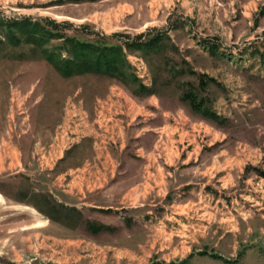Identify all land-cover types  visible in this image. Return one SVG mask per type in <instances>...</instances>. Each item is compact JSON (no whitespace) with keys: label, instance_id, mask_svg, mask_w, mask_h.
<instances>
[{"label":"rangeland","instance_id":"374dc122","mask_svg":"<svg viewBox=\"0 0 264 264\" xmlns=\"http://www.w3.org/2000/svg\"><path fill=\"white\" fill-rule=\"evenodd\" d=\"M0 264H264V0H0Z\"/></svg>","mask_w":264,"mask_h":264},{"label":"trees","instance_id":"16d2710c","mask_svg":"<svg viewBox=\"0 0 264 264\" xmlns=\"http://www.w3.org/2000/svg\"><path fill=\"white\" fill-rule=\"evenodd\" d=\"M160 39L159 35L155 38L149 40V42H142L139 46L151 48L153 43ZM68 44L73 50L75 61L66 60L61 63L58 67L62 74H70L71 68L77 70H86L89 72H109V70L116 65L119 61L118 59V48L112 46H104L98 48L97 46L89 43H83L74 41L70 38L66 39ZM135 44L134 42H132ZM128 44V43H127ZM62 67V68H61ZM111 69V70H112ZM185 97L189 98L194 108H199L200 103L196 101L192 93H188Z\"/></svg>","mask_w":264,"mask_h":264},{"label":"flooded vegetation","instance_id":"af4514ba","mask_svg":"<svg viewBox=\"0 0 264 264\" xmlns=\"http://www.w3.org/2000/svg\"><path fill=\"white\" fill-rule=\"evenodd\" d=\"M101 140L96 139H75L68 143V145L62 150L61 155L58 157L59 163H63L67 160H69L71 157L77 160H85V158L95 157V150L99 147H97V144L100 143ZM111 143L109 145H116L113 140L110 141ZM118 142V141H117ZM119 145V144H118ZM129 149V148H127ZM79 156V157H76ZM87 156V157H86ZM132 157H139L138 154H133ZM64 175H68V172H64Z\"/></svg>","mask_w":264,"mask_h":264}]
</instances>
